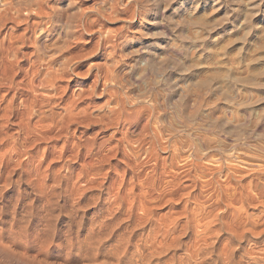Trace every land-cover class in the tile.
I'll return each mask as SVG.
<instances>
[{
  "label": "rangeland",
  "instance_id": "rangeland-1",
  "mask_svg": "<svg viewBox=\"0 0 264 264\" xmlns=\"http://www.w3.org/2000/svg\"><path fill=\"white\" fill-rule=\"evenodd\" d=\"M0 175L22 226L264 225V0H0Z\"/></svg>",
  "mask_w": 264,
  "mask_h": 264
},
{
  "label": "bare ground",
  "instance_id": "bare-ground-1",
  "mask_svg": "<svg viewBox=\"0 0 264 264\" xmlns=\"http://www.w3.org/2000/svg\"><path fill=\"white\" fill-rule=\"evenodd\" d=\"M210 144L207 142V148ZM202 152L198 153L199 158ZM2 179L0 175V182ZM51 181L57 183L59 177L53 175ZM42 184L47 185L46 179ZM49 186L51 189L52 184ZM0 214L5 215L0 221V239L9 233L12 240L6 241H10L9 244L0 240V264H264V225L258 222L260 218L253 219L254 213L252 219L242 220V223L233 217L234 220L224 219L223 213L222 216L219 213H191L182 228H177L179 222L176 223V219H171V223L165 220L162 224L159 220L163 217L153 221V217H148L149 213L148 216L145 213L143 216L106 213L110 216L89 219L73 212L58 218L41 214L36 219H28L23 226L24 216L19 218L21 213ZM233 215L241 219L240 213ZM60 221L63 223L57 229L55 225L53 227ZM46 236L51 238L49 244L54 237H59V246L56 243L54 249L45 246L44 242L36 247L28 244L33 239L39 243Z\"/></svg>",
  "mask_w": 264,
  "mask_h": 264
}]
</instances>
